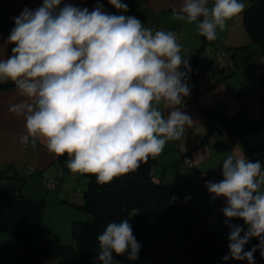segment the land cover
I'll use <instances>...</instances> for the list:
<instances>
[{"label":"clouds","instance_id":"clouds-1","mask_svg":"<svg viewBox=\"0 0 264 264\" xmlns=\"http://www.w3.org/2000/svg\"><path fill=\"white\" fill-rule=\"evenodd\" d=\"M109 4L119 11H107L101 0L91 9L67 0L26 6L0 45H14L0 58V82L12 81L24 97L9 110L24 117L33 142L66 155L70 173L93 175L101 185L134 173L193 124L182 110L191 93L190 57L177 33L146 26L127 14L123 0ZM247 6V0H180L173 15L214 41ZM221 165L223 179L205 184L213 200L225 198L229 252L222 260L256 264L257 250L264 257V164L233 150ZM253 237L259 243L246 250ZM97 239L101 264H119L121 255L140 259L129 217L110 221Z\"/></svg>","mask_w":264,"mask_h":264},{"label":"trees","instance_id":"trees-1","mask_svg":"<svg viewBox=\"0 0 264 264\" xmlns=\"http://www.w3.org/2000/svg\"><path fill=\"white\" fill-rule=\"evenodd\" d=\"M247 4L242 13L244 23L252 43L262 49L263 64L264 0H247ZM259 78L261 116L250 119L245 106L221 119L217 130L231 134L244 147L246 158L259 159L264 164V72ZM155 165L158 157L149 158L134 173L104 185L97 183L95 176L85 174L89 186L81 208L87 218L74 222L71 244L38 236L39 223L47 208L45 199L2 187L3 182L24 185L27 178L12 164L1 169L0 235L6 239L0 241V264H101L95 260L99 252L97 237L110 221L124 217H129L142 248L139 260L117 256L121 264H226L222 257L229 252L228 242L213 230L208 221L209 211L200 210L197 202L183 198L180 188L156 182ZM187 167L195 166L189 162ZM258 243V238L253 237L245 248ZM255 259L256 264H264L259 250ZM227 264H248V261L232 259Z\"/></svg>","mask_w":264,"mask_h":264},{"label":"crops","instance_id":"crops-1","mask_svg":"<svg viewBox=\"0 0 264 264\" xmlns=\"http://www.w3.org/2000/svg\"><path fill=\"white\" fill-rule=\"evenodd\" d=\"M67 2L91 9L96 5L97 0H67ZM101 2L107 11L113 13L119 11L109 4V0H101ZM123 2L129 5L127 14L137 16L146 26L175 31L179 42L184 46L185 58L190 57L191 93L184 98V107L183 105L180 107H183L182 110L191 116L193 124L187 127L181 140L169 141L162 153L176 152L175 164L178 161L192 162L195 166L192 169L193 173L201 176L199 180L207 189L206 180L223 179L221 164L224 156L218 158V154L237 143L231 134L224 130L219 131L217 128L220 126L221 119L234 115L242 107L249 108L244 101V96L249 94V86L245 87L241 84V80L249 83L251 78L249 69L239 68L240 64L236 60L229 59L228 52L220 54L221 49L215 48L218 38L209 41L198 34L195 23L189 24L177 19L173 15V9L178 8L180 0H123ZM42 3L43 0H0V45L4 43L14 27L12 17L19 15L26 6L35 9ZM13 46L8 44L7 48L0 47V58L11 55ZM21 99L24 97L19 94L12 81L0 82V170L12 164L21 176L29 177L35 182L36 186L32 188V191L36 190L35 194L38 198L43 196L46 189L48 193V191L57 192L60 188L58 192L63 191V194L73 201L76 196L78 202L71 201V203L81 206L84 202V192L87 190L86 188L84 191L87 184L83 179L86 175L70 173L64 164L66 155L58 157L47 150L45 142L41 140L33 142L25 127L24 117L9 110L12 104ZM23 135L29 136V144L25 145L21 142ZM220 144L224 148L218 150L217 148L221 147ZM198 148L208 149L202 160L196 154ZM169 162L166 158L158 162L157 166L162 167V172L160 174V170L154 168V180L178 187L179 185H173L174 183L164 178L166 170L171 166ZM206 164L208 166L210 164L209 168H204ZM159 175L160 178H157ZM190 175L179 174V179L188 180ZM49 184H55L56 187L50 189ZM74 185L78 190L71 191ZM68 192L70 193L67 194Z\"/></svg>","mask_w":264,"mask_h":264},{"label":"rangeland","instance_id":"rangeland-1","mask_svg":"<svg viewBox=\"0 0 264 264\" xmlns=\"http://www.w3.org/2000/svg\"><path fill=\"white\" fill-rule=\"evenodd\" d=\"M218 41L215 48H220V54L225 52V54L229 53V59L236 60L238 64H240L239 68H247L250 72V81L249 83L243 82L241 80V84L245 87L249 86V94L243 95L244 101L249 105L248 108V117L258 118L262 114V109L260 105V97L262 94V81L259 77H257L252 69L260 66L263 61L262 49L252 43L251 37L247 31V28L244 23L243 14L241 13L238 17L233 18L228 22V26L225 30L220 31L218 33ZM224 54V55H225ZM234 57V58H233ZM214 68L212 67V70ZM208 75L210 74L207 73ZM206 74V75H207ZM238 77V75L236 76ZM237 81V78H235ZM230 139L231 136H230ZM235 146L229 147L227 150L220 151L218 154V158L227 156L230 154L232 150H235L239 154H243L246 157V152L244 147L240 143L234 144ZM221 147L217 148L218 150L224 148L223 145L220 144ZM233 148V149H232ZM208 149L198 148L196 151L199 159H203ZM214 150V151H218ZM174 153H161L158 156V162L163 161L164 158L169 159V168L166 170V174L164 178L170 183H174L173 185H179L178 187L181 189V194L183 198L189 199L191 202H197L200 210H208L209 213H215L217 215V219L215 223L212 225V228L215 232H217L220 236L225 237L226 241H228V227L223 223L225 220V216L221 211V208L225 204V198L221 197L213 200L211 194L205 188L204 183L199 180L201 177L199 174L193 173L192 168L187 167V163L179 162L175 164L176 158ZM213 159V158H212ZM209 162V161H208ZM210 166V164H209ZM208 164L204 166V168L208 167ZM156 170H160V174L162 172L161 168L155 165ZM179 174H191L188 180L185 178L180 180ZM160 178V175L157 178ZM84 177L87 186L85 185L84 191L89 186V181ZM36 186L35 182L29 177L27 181L23 185L21 189L22 194L37 199L38 196L35 194L36 190L32 191V188ZM77 186H72L70 189L78 190ZM58 188L57 192L55 191H44L43 196L38 199L46 201L47 208L44 211V215L42 221L39 223V233L38 236H46L51 238H57L62 243L71 244L74 241L73 235V227L75 221H84L87 218L86 213L81 208L74 203L70 197L63 194V191H60ZM68 192L67 194H69ZM82 198V197H81ZM73 202H78V198L75 196ZM214 218V217H212ZM233 223L244 224L242 219L233 218ZM246 227V225H245ZM6 239L5 235H0V241ZM121 264V263H119Z\"/></svg>","mask_w":264,"mask_h":264},{"label":"built area","instance_id":"built-area-1","mask_svg":"<svg viewBox=\"0 0 264 264\" xmlns=\"http://www.w3.org/2000/svg\"><path fill=\"white\" fill-rule=\"evenodd\" d=\"M263 72H264V63L261 64V65L258 66V67L253 68V73H254L257 77H260V76L263 74ZM21 142H22L23 144H25V145H26V144H29V143H30V138H29V136H28V135H23L22 138H21ZM187 163H189V160H187ZM55 187H56L55 184H49V188H50V189H54ZM212 217H214V218H212ZM216 219H217V215H216L215 213H210V214L208 215V221H209V223H210L211 225H213V224L215 223Z\"/></svg>","mask_w":264,"mask_h":264},{"label":"water","instance_id":"water-1","mask_svg":"<svg viewBox=\"0 0 264 264\" xmlns=\"http://www.w3.org/2000/svg\"><path fill=\"white\" fill-rule=\"evenodd\" d=\"M1 185L4 188L12 190L13 192L19 191L23 188V185L18 182H3Z\"/></svg>","mask_w":264,"mask_h":264}]
</instances>
